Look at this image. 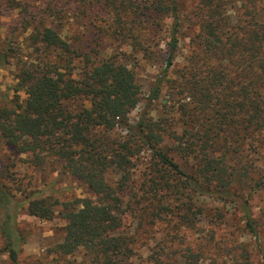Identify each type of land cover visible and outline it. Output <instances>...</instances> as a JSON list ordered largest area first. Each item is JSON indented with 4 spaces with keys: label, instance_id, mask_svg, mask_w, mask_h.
Instances as JSON below:
<instances>
[{
    "label": "trees",
    "instance_id": "trees-1",
    "mask_svg": "<svg viewBox=\"0 0 264 264\" xmlns=\"http://www.w3.org/2000/svg\"><path fill=\"white\" fill-rule=\"evenodd\" d=\"M185 1L0 0V16L10 18L0 24V71L13 68L16 80L13 95L0 94V149L29 154L35 166L61 160L103 199L61 201L16 187L31 215L52 219L61 206L64 238L49 264H81L69 258L78 251L98 264H134L156 226L166 234L148 264H200L210 256L181 234L205 214L201 197L233 203L243 229L259 239L250 196L264 189V168L253 158L264 147V0H191L189 13ZM72 13L84 21L83 37L67 22ZM187 28L193 33L186 35ZM165 31L168 55L147 98L158 102L166 86L174 109L160 118L148 109L132 123L128 114L143 90L133 68L103 49V35L149 51V41ZM185 36L192 44L172 71ZM182 158L193 159L192 171ZM139 162L143 180L135 186ZM115 169L114 184L108 175ZM20 202L0 176V233L9 257L3 264H23ZM224 216L220 210L211 219ZM242 254L237 264H253Z\"/></svg>",
    "mask_w": 264,
    "mask_h": 264
},
{
    "label": "rangeland",
    "instance_id": "rangeland-1",
    "mask_svg": "<svg viewBox=\"0 0 264 264\" xmlns=\"http://www.w3.org/2000/svg\"><path fill=\"white\" fill-rule=\"evenodd\" d=\"M192 7L193 2L186 0L182 8L183 11L185 10L186 13H189L192 11ZM185 12L182 20L184 25H189ZM261 15H264V4L261 9ZM76 17L73 14V17L68 19L67 22L72 30H76V34L79 33L83 37V33L87 31L82 24L84 21H78ZM9 20V15L0 16V24L8 23ZM103 20L105 21L106 18L103 17ZM191 33H193V29L187 28L186 35ZM167 36L168 33L165 31L164 34H159L155 39L149 41L148 45L151 46L149 51H133L131 45L123 43L120 36L103 35V49L106 52L117 54V59L120 62L133 68L136 81L143 90L140 102L129 111L128 116L132 123H136L141 113L145 110L149 109L154 117L160 118L164 115L163 111L165 109H174L170 96L166 95V86L162 91L161 99L167 102V106L160 101L161 99L150 105L147 98L152 88L156 86L165 66V60L168 55ZM191 44L192 39L186 36L180 41L172 71H176L184 64ZM13 71V68L9 67L1 69L0 94H14V90L10 89L12 85L16 84ZM169 75L172 76L173 74ZM21 98H25L23 92ZM78 103L86 102L78 100L74 104ZM124 131L121 129L117 130V132L121 133H124ZM253 158L257 165L264 168V147L260 148ZM179 161L186 171H192L194 166L193 159L182 158ZM144 167L145 164L139 162L134 169L135 186H139L142 183ZM119 175V170L115 169L110 172L108 177L115 184ZM0 176L4 178L8 187L15 191L17 198L21 201L17 213V224L20 233L25 239L20 252V261L23 264H36L38 262L49 264L56 261L53 249L64 238L66 220L60 214V205L56 208L55 216L52 219H41L29 214L28 204L25 202V194L17 190L16 187L21 186L23 189L44 191L45 195H53L61 201H76L85 197H91L97 201L100 200L83 181L77 179L66 170L63 161L50 160L45 166H35L31 162L29 154L19 153L9 145H3L0 149ZM12 177L20 180L19 183L14 182ZM250 199L253 215L260 226L259 239L248 230L243 229L244 219L233 203H225L210 197H201V202L207 205L205 214L201 215L198 226L185 228L183 229V234H181V240L190 241L198 251L202 250L207 253V256H210L206 260L201 259L200 264H237V259L239 260L243 257L242 253L244 255L249 254L253 264H264V189L256 190L250 196ZM100 201H103V199ZM220 210L224 212V218L220 217L212 220L211 216ZM153 230H156V232L153 231L149 234L150 236L148 235L147 242L143 239L142 244H146L142 245L140 254L133 259L134 264H148L152 249L157 248V243L166 234L165 230H162L160 226H156ZM213 231H215L216 239L211 241L210 236ZM210 245L212 247L214 245L211 253L209 250L211 248ZM3 248L4 242L0 233V264L9 260L8 254L3 251ZM243 248H249V251L243 252ZM70 257L81 264H98L92 262L91 257L84 251H78Z\"/></svg>",
    "mask_w": 264,
    "mask_h": 264
}]
</instances>
